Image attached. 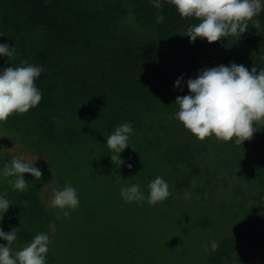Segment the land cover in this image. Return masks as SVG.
<instances>
[{
	"label": "trees",
	"instance_id": "1",
	"mask_svg": "<svg viewBox=\"0 0 264 264\" xmlns=\"http://www.w3.org/2000/svg\"><path fill=\"white\" fill-rule=\"evenodd\" d=\"M162 3L165 19L158 24L160 10L148 0H0V44L15 47L12 64L0 56V69L24 60L43 68L34 82L43 93L41 102L0 122V134L49 166L60 163L58 190L70 175L83 205L104 196L108 167L128 179L136 174L145 195L148 184L163 177L170 197L155 206L136 202L150 215L146 228L155 229L154 241L143 248L135 222L123 227L125 233L135 234L140 256L208 263L201 232L213 219L243 216L252 244L264 245V129L242 146L214 136L200 141L173 118L178 111L174 103L177 96L189 95L187 80L201 69L236 63L251 71L264 48V11L254 17L260 27L250 24L239 40L230 36L209 44L197 38L193 43L185 34L198 21L182 18L174 5ZM181 76L182 91L174 87ZM125 122L134 132L119 167L110 160L106 138ZM4 141L0 139V171L14 156L3 151ZM24 177L29 190L20 192L8 182L13 177L0 175V192L12 204L0 229L7 233L19 227L13 252L56 218V211L45 210L39 197L46 177ZM193 179L229 192H222L215 204H209L211 193L203 197L205 203L186 201L176 187ZM165 224L174 235L170 244L164 241L165 234L171 236L162 228ZM0 244L7 241L0 239Z\"/></svg>",
	"mask_w": 264,
	"mask_h": 264
},
{
	"label": "clouds",
	"instance_id": "2",
	"mask_svg": "<svg viewBox=\"0 0 264 264\" xmlns=\"http://www.w3.org/2000/svg\"><path fill=\"white\" fill-rule=\"evenodd\" d=\"M165 2L174 5L182 18L198 21L190 25L185 34L193 43L197 38L206 39L209 44L230 36L239 40L250 24L255 29L260 27V21L254 17L264 11V0ZM150 3L160 10L156 22L163 23L165 17L160 14L163 11L162 0H150ZM0 56H6L12 64L14 44H0ZM42 71L41 66L26 60L21 61L20 66L0 69V122L7 121L14 113H27L41 102L43 93L34 82ZM182 80L183 76L174 85L181 91ZM187 88L189 95L177 96L175 99L178 111L173 118L200 141L214 136L218 142L230 141L242 146L253 138L255 132L264 129V68L257 70L254 66L249 71L243 64L231 63L230 66L201 69L195 79L187 80ZM133 132L132 124L125 122L106 138L107 147L111 150L110 160L119 167L125 164L120 154L129 147ZM36 160L13 156L10 162L4 164L0 175L4 178L13 177L8 180L12 188L26 192L29 190V181L24 174H31L36 180H40L43 175L34 166ZM127 167L131 169L132 165L128 164ZM171 195L169 184L161 176L148 184L147 195L140 190L139 183L120 188V196L125 203L146 201L150 206H155ZM50 204L60 209L64 218H68L71 211L80 206L77 189L66 183L62 190L53 192ZM10 206L12 204L6 196H0V221ZM18 231L19 227L7 233L0 229V239L7 241V245L0 244V264H46L49 236L41 232L22 250L13 252L12 244L17 239ZM210 246L213 251L218 248L215 241H211ZM205 250H208L207 247Z\"/></svg>",
	"mask_w": 264,
	"mask_h": 264
},
{
	"label": "rangeland",
	"instance_id": "3",
	"mask_svg": "<svg viewBox=\"0 0 264 264\" xmlns=\"http://www.w3.org/2000/svg\"><path fill=\"white\" fill-rule=\"evenodd\" d=\"M148 2L150 3V0ZM259 54L257 63H254L257 70L264 68V48L260 49ZM0 139L5 140L1 145L3 151L24 157L29 161L37 159L34 166L46 177L39 190V197L45 210L53 214L56 211L54 225L50 224L37 233L44 232L50 238L46 264H177L182 262L181 259L173 262L168 256H140V250L135 246V234L132 231V235L125 233L123 227L129 222H135L142 235L143 248H146L147 243L154 241L155 238V229L152 226L146 228L150 215L146 213L145 207L137 208L136 202L125 203L120 196V188L137 183L136 174L134 178L128 179L118 174L115 168L108 167L104 174L106 188L100 201L95 199L90 204L87 201L83 205V196L78 192L79 208L71 211L68 218H64L63 212L50 204L53 192L60 187V176L63 175L61 164H57L56 167L49 166L46 161L21 150L16 144L4 139L1 134ZM66 181L72 184L70 175H67ZM214 186L216 187L215 181ZM176 188L181 189L180 191L183 192L181 195L186 201L196 199L197 202L205 203L202 200L203 197L211 193L212 199L209 200V204H215L222 192H229V188L224 189L222 186L210 189L207 182L202 185L194 179L189 185L178 184ZM0 196H4V193L0 192ZM57 221L59 223L55 227ZM245 224V219L239 215L232 221L224 219L221 222L213 219V223H208L205 226L206 229L201 232L205 234V238L201 239V248L203 253L208 254L209 261L199 264H264V245L252 244L253 239L249 231H246ZM162 228L171 232V236L165 234L164 239L170 244L171 237L174 235L167 224ZM32 240L27 239L17 251L22 250ZM211 241L218 244L215 251L211 250ZM157 242L158 240L155 241L156 245Z\"/></svg>",
	"mask_w": 264,
	"mask_h": 264
}]
</instances>
